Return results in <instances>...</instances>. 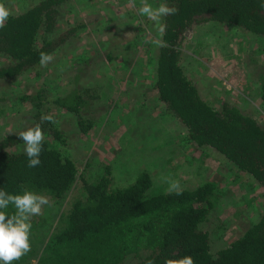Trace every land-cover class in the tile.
<instances>
[{"label":"trees","instance_id":"1","mask_svg":"<svg viewBox=\"0 0 264 264\" xmlns=\"http://www.w3.org/2000/svg\"><path fill=\"white\" fill-rule=\"evenodd\" d=\"M69 1L38 0L8 17L0 28V81L35 71L41 53L50 55L76 36L83 23L65 21L64 26H58ZM155 1L177 11L162 17L166 28L158 39L166 46L156 45L151 55L149 89L163 111L183 127L191 144L222 155L238 171L251 176L264 194V125L226 99L214 107L206 104L180 62L187 30L196 26L221 24L264 39V0ZM72 83L50 102L71 113L75 129L85 133L97 95L76 81ZM43 100L40 92L18 97L19 103H29L35 109L34 126L39 123L44 134L63 146L64 135L52 123L41 121L44 114L38 109ZM258 100L264 115V74L258 76ZM24 146L18 135L0 136V190L9 194L28 190L56 201L80 179L75 163L46 140L41 164L29 168L24 149L13 150ZM81 183L82 197L69 203L46 235H41V220L32 217L31 251L13 264L32 260L35 264H163L165 258L186 255L192 256L195 264H264V198L255 222L211 253L208 234L201 228L215 206L214 189L208 182L181 188V195L169 191L149 195L147 172L139 171L122 188H112L109 170L104 167L103 174ZM5 211L11 215L15 208L9 205Z\"/></svg>","mask_w":264,"mask_h":264},{"label":"rangeland","instance_id":"2","mask_svg":"<svg viewBox=\"0 0 264 264\" xmlns=\"http://www.w3.org/2000/svg\"><path fill=\"white\" fill-rule=\"evenodd\" d=\"M37 1L0 3L17 15ZM151 5L158 7L154 0ZM139 7L140 0H135V7L128 0L69 1L58 26L65 21L83 23L76 36L50 54L53 59L47 66L39 64L35 71L0 81V136L18 135L34 127L35 109L19 103L18 97L40 92L44 100L38 110L52 115L56 121L52 124L65 137L60 146L44 134L47 143L75 163L80 179L56 201L44 195L49 203L41 215L33 217L42 222L41 235L50 231L72 200L82 197L81 180L91 181L107 167L112 188H122L139 171L147 172L149 195L168 191L170 181H179L181 188L188 189L203 182L212 185L215 206L201 228L208 234V250L215 253L255 222L263 190L222 155L191 144L183 127L163 111L149 89L156 46L151 41L159 34L154 22L138 13ZM180 62L206 104L214 107L226 99L264 125L258 100L264 39L221 24L196 26L187 30ZM72 81L97 95L85 133L75 129L71 113L50 102L71 87Z\"/></svg>","mask_w":264,"mask_h":264},{"label":"clouds","instance_id":"3","mask_svg":"<svg viewBox=\"0 0 264 264\" xmlns=\"http://www.w3.org/2000/svg\"><path fill=\"white\" fill-rule=\"evenodd\" d=\"M141 7L137 9L141 16H146L154 22L157 33L162 37L166 25L162 22V17L174 15L177 11L174 7H168L165 3L153 7L148 0H140ZM130 7H135V0H128ZM11 15L9 8L0 3V28H3L6 20ZM148 42V41H146ZM152 43L164 47L161 39H154ZM53 59L51 55L41 53L39 64L47 66ZM41 121L56 123L52 115H42ZM18 139L22 140L25 147L24 152L28 158L29 168L37 167L41 164L40 154L43 150L44 132L38 123L34 127H28L18 134ZM169 193L182 194L179 181L169 182ZM49 203L46 196L25 190L21 194H9L0 190V264H13L31 251V219L42 214V209ZM9 205L14 206V214H8L5 210ZM151 264V262H149ZM163 264H195L192 256L186 255L178 259L165 258Z\"/></svg>","mask_w":264,"mask_h":264}]
</instances>
